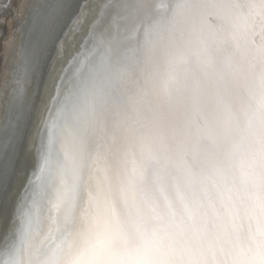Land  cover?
Here are the masks:
<instances>
[{"label":"water","instance_id":"water-1","mask_svg":"<svg viewBox=\"0 0 264 264\" xmlns=\"http://www.w3.org/2000/svg\"><path fill=\"white\" fill-rule=\"evenodd\" d=\"M26 7L2 88L0 264H201L206 236L223 264H264V0Z\"/></svg>","mask_w":264,"mask_h":264},{"label":"bare ground","instance_id":"bare-ground-1","mask_svg":"<svg viewBox=\"0 0 264 264\" xmlns=\"http://www.w3.org/2000/svg\"><path fill=\"white\" fill-rule=\"evenodd\" d=\"M29 0H5L2 1V18H3V29L1 31V37H0V113L1 109L4 106V103L7 101V97L5 93H2V88L5 83V79H8L7 73H8V58L11 52V49L13 48V44L17 38V34L20 25L21 20L25 14L26 6L28 4ZM1 27V26H0ZM8 34V37H7ZM14 57V56H13ZM6 66V67H5ZM6 71V73H5ZM37 84V83H36ZM35 84V85H36ZM36 90V86H35ZM36 96V93H35ZM39 112V110H38ZM36 126V119H34L28 130L33 132L34 128ZM20 127V126H19ZM26 127V125H25ZM24 127V128H25ZM30 135V134H29ZM264 173V168L262 171ZM255 193H250L251 197L254 198H263L264 200V186H262L260 189H254ZM249 193V190H248ZM264 203L263 201H261ZM259 212V210H254L255 215ZM244 222L242 220L241 224ZM240 224V226H241ZM239 226V228H240ZM260 227L259 224H252L250 226H245V236H249L250 234H256L257 228ZM252 232V233H251ZM207 237V236H206ZM206 237H202L201 239H198L195 243H191L192 250L198 249V255L197 257L200 259L201 264H223L224 256L216 251L215 253H212L209 250V248H205L204 242ZM121 251V250H120ZM183 250L179 251V256L182 255ZM118 255L122 254H130V252L122 253L118 252ZM221 257V258H220ZM128 261H124L126 264H132L133 261L130 258H127ZM218 259V261H216Z\"/></svg>","mask_w":264,"mask_h":264},{"label":"rangeland","instance_id":"rangeland-1","mask_svg":"<svg viewBox=\"0 0 264 264\" xmlns=\"http://www.w3.org/2000/svg\"><path fill=\"white\" fill-rule=\"evenodd\" d=\"M2 1H5V0H0V37H1V31H2V29H3V18H2V12H3V10H1L2 9ZM2 11V12H1ZM7 37H8V34H7Z\"/></svg>","mask_w":264,"mask_h":264}]
</instances>
